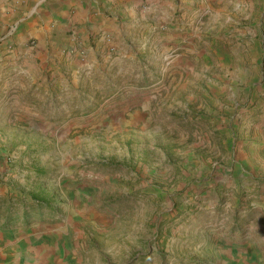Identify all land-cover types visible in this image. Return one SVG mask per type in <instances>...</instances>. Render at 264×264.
Listing matches in <instances>:
<instances>
[{
    "label": "rangeland",
    "instance_id": "374dc122",
    "mask_svg": "<svg viewBox=\"0 0 264 264\" xmlns=\"http://www.w3.org/2000/svg\"><path fill=\"white\" fill-rule=\"evenodd\" d=\"M226 1L108 8L124 21L61 47L41 91L8 90L0 259H264V37L236 38L264 10L244 11L218 32ZM2 42L8 64L40 60L35 39L24 52L11 36Z\"/></svg>",
    "mask_w": 264,
    "mask_h": 264
},
{
    "label": "crops",
    "instance_id": "0c3cea01",
    "mask_svg": "<svg viewBox=\"0 0 264 264\" xmlns=\"http://www.w3.org/2000/svg\"><path fill=\"white\" fill-rule=\"evenodd\" d=\"M115 1L117 0H0V41L11 36L18 50L24 52L27 41L35 39L40 57V60L30 63L29 66L24 64L18 68L16 64H8L7 42L0 44V114L11 112L10 101L4 102L10 94L8 92L10 88H32L35 92L43 89L42 74L48 72L51 67L58 69L61 60L58 58V51L61 47H75L78 36L86 29L91 33H98L112 24L110 21L117 24L123 22L122 11L119 15H112L110 19L107 16V9L116 6L130 7L133 0H118L116 4ZM242 1H226L230 12L220 24L218 32L226 31L238 24L236 15L243 16L244 11L248 10L251 13L255 7L264 10V2L259 6L257 0H245L244 3ZM27 10L28 13L25 12ZM135 18L137 17L133 19ZM243 19L246 20L247 17ZM252 23L256 28L251 30L244 27L245 30L238 31L236 38L259 34L262 41L264 15L259 21ZM75 26L80 31L73 32L72 28ZM13 98L16 104L19 97L11 95V99ZM2 240L4 243L5 238ZM19 242L22 243V240ZM41 261L42 259H0V264H39ZM263 261L264 259H250V263L246 264H264Z\"/></svg>",
    "mask_w": 264,
    "mask_h": 264
}]
</instances>
